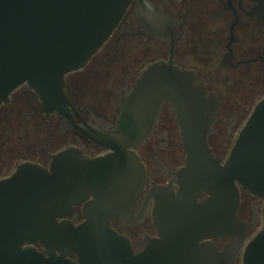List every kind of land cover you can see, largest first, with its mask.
Listing matches in <instances>:
<instances>
[{
    "label": "flooded vegetation",
    "instance_id": "1",
    "mask_svg": "<svg viewBox=\"0 0 264 264\" xmlns=\"http://www.w3.org/2000/svg\"><path fill=\"white\" fill-rule=\"evenodd\" d=\"M160 60L190 72L193 84L211 93L205 108L211 121L206 139L223 164L264 98V0H131L85 65L64 75L70 103L54 108L27 82L0 102V180L23 164L50 173L81 170L89 176L94 167L60 163L54 156L69 148L90 158L111 152L81 128L113 129L121 98ZM182 142L176 112L165 101L149 135L131 148L145 172L136 195L128 169L112 167L111 174H100L57 221L79 225L93 213L102 226L106 218L134 257L143 254L144 264H243L246 245L263 224V199L238 185L239 222L230 228L228 207L214 205L206 190L184 189L187 160ZM123 169L125 173L118 172ZM182 204L188 213H180ZM182 217L195 222L176 225ZM172 240L179 244L174 262L167 260V242ZM34 245L44 249L39 242ZM67 257L78 261L75 252Z\"/></svg>",
    "mask_w": 264,
    "mask_h": 264
},
{
    "label": "water",
    "instance_id": "2",
    "mask_svg": "<svg viewBox=\"0 0 264 264\" xmlns=\"http://www.w3.org/2000/svg\"><path fill=\"white\" fill-rule=\"evenodd\" d=\"M130 1L0 0V102L13 88L27 82L54 108L70 103L64 75L85 65ZM211 98L202 85L193 84L190 72L162 60L153 62L121 98L113 129L81 128L111 152L90 158L69 148L54 156L53 161L60 163L73 161L94 167L93 173H50L38 165L23 164L11 177L0 180V264H144L143 254L134 257L106 218L102 226L97 225L93 213L79 225L57 218L83 198L82 191L94 185L100 174H111L112 167L128 169L133 197L136 195L145 172L131 148L149 135L165 101L181 126L187 160L182 170L187 177L184 189L206 190L215 199L214 205L228 207L230 228L239 222L235 216L238 185L263 199V224L247 243L243 264H264V98L255 105L223 164L215 159L206 139L211 121L205 108ZM101 168L106 172L99 171ZM179 210L188 213L185 204ZM192 220L195 222L182 217L175 223L181 226ZM35 242L44 249L38 250ZM178 247L176 241L167 242V260H176ZM74 252L77 262L67 257Z\"/></svg>",
    "mask_w": 264,
    "mask_h": 264
}]
</instances>
